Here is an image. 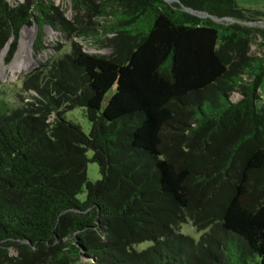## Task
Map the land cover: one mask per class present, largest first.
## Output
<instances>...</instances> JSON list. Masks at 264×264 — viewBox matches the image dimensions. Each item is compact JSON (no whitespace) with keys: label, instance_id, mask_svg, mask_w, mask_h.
<instances>
[{"label":"trees","instance_id":"obj_1","mask_svg":"<svg viewBox=\"0 0 264 264\" xmlns=\"http://www.w3.org/2000/svg\"><path fill=\"white\" fill-rule=\"evenodd\" d=\"M72 6L74 22L52 0H0L9 57L34 22L37 51L47 27L112 49L72 41L20 93L0 89V264H264V54L251 52L264 32L248 25L264 13L236 0ZM77 109L89 133L66 118Z\"/></svg>","mask_w":264,"mask_h":264},{"label":"rangeland","instance_id":"obj_2","mask_svg":"<svg viewBox=\"0 0 264 264\" xmlns=\"http://www.w3.org/2000/svg\"><path fill=\"white\" fill-rule=\"evenodd\" d=\"M10 5H13L15 2L17 3H24L27 0H5ZM104 1V0H98ZM171 1V0H170ZM55 7H58L60 12L63 14V18L67 21L74 22L76 11L73 9L72 6V0H52ZM240 8H243V10H252L257 12L264 13V0H236ZM94 20V19H93ZM101 23L104 19H101ZM108 20V19H106ZM249 26H252L254 28H257L258 30H262L264 32V22H252L248 24ZM100 29V28H99ZM101 33V29L99 30ZM29 32V33H28ZM38 33L35 31V26L32 27H25L22 29L20 33L19 41L16 43L14 54L12 57L10 56V52L12 49V43L14 42V39H11L9 43L6 44L4 49L8 46V51L5 57H3V60L1 61L2 52L0 53V89L4 90L6 89L8 92H10L11 95H15L17 93H20L21 88L23 86V79L25 78L26 74H30L34 72L36 69H38L41 65L47 63L50 59L55 57H61L64 56L66 53L70 52V45H72V41L77 42L81 44L85 52H88L90 54H99L103 56H110L112 54L111 48H100V46H96L95 44L91 42H86L82 39L73 38L71 41L70 39H67L64 37L63 34L57 33L52 27H47L45 30V39H44V46L46 47L43 51H37L35 50L34 44L36 42ZM109 38H112L113 35L108 36ZM23 39H27L29 41H32L31 48H32V55L34 61H36V66L33 68L32 71L26 72L24 74H20L16 76L14 79L12 78V74L10 72H7V74H2V68L9 66L14 58L16 57L20 43H22ZM264 43V40L261 37H257L256 43L252 45V53H256L257 55L264 54V46L260 47L258 44ZM9 57V59H8ZM7 76V77H6ZM112 94L110 92L108 94V97ZM259 96L261 97V106L264 107V77L261 79L260 88H259ZM23 96L26 98V93L23 94ZM234 99H237V96L235 95ZM66 118L69 121H72L74 123L79 124L83 128V132L89 133L91 131V125L89 121L85 118L84 112L81 109L74 110L73 112L67 113ZM92 156V153L89 154ZM100 169L96 165V163H89L88 169H87V179L90 182H97L101 179L100 175ZM86 197V193L83 195H80V199L84 200ZM182 234L191 236L195 240H199L202 232H199L197 229L193 227L191 223L185 224L182 227ZM149 243L143 244L142 246H139V249L148 246ZM12 256H17L16 250H11ZM82 263H86V260H83Z\"/></svg>","mask_w":264,"mask_h":264},{"label":"bare ground","instance_id":"obj_3","mask_svg":"<svg viewBox=\"0 0 264 264\" xmlns=\"http://www.w3.org/2000/svg\"><path fill=\"white\" fill-rule=\"evenodd\" d=\"M31 43L32 41L23 39L22 43H20L19 51L12 63L7 67L2 68L1 72L3 75L7 74V72H10L12 74V78L14 79L20 74H24L33 70V68L36 66V61L33 59L34 57L32 55ZM7 51L8 46L2 53L1 61L3 60V57L6 56Z\"/></svg>","mask_w":264,"mask_h":264},{"label":"water","instance_id":"obj_4","mask_svg":"<svg viewBox=\"0 0 264 264\" xmlns=\"http://www.w3.org/2000/svg\"><path fill=\"white\" fill-rule=\"evenodd\" d=\"M35 26V31L38 33L39 25L37 22H34L33 24Z\"/></svg>","mask_w":264,"mask_h":264}]
</instances>
